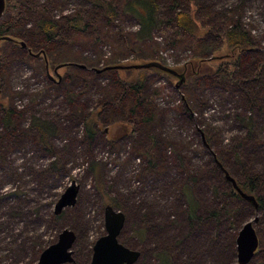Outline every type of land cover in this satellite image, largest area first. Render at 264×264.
<instances>
[{
  "label": "rangeland",
  "instance_id": "374dc122",
  "mask_svg": "<svg viewBox=\"0 0 264 264\" xmlns=\"http://www.w3.org/2000/svg\"><path fill=\"white\" fill-rule=\"evenodd\" d=\"M8 1L23 3L18 21L11 10L0 18L15 35L33 32L25 21L40 5L54 20L79 15L89 25L42 41L52 58L74 63L58 83L46 76L42 58L9 43L0 48V264H36L65 228L76 236L73 261L65 264H89L93 243L105 234L107 204L124 213L118 241L138 251L133 264H157L159 255L169 264H237V233L255 217L260 249L248 264H264V207L231 197L216 163L233 179L255 178L264 205V0H177L196 16L212 15L217 33L238 21L253 49L240 55L235 83L221 71L183 86L148 72L140 99L120 86L116 70L94 69L145 60L178 67L202 54L210 36L166 22L142 38L138 20L123 10L127 0H113V22L88 0ZM157 1L167 18L172 0ZM2 104L11 109L9 127ZM96 111L90 137L84 119ZM35 118L54 126L48 141L39 138ZM115 122L132 130L111 141ZM72 185L74 200L59 207Z\"/></svg>",
  "mask_w": 264,
  "mask_h": 264
},
{
  "label": "trees",
  "instance_id": "16d2710c",
  "mask_svg": "<svg viewBox=\"0 0 264 264\" xmlns=\"http://www.w3.org/2000/svg\"><path fill=\"white\" fill-rule=\"evenodd\" d=\"M88 3H90L93 7L100 9L106 21H114L117 14V6L113 0H88ZM22 5V2L17 3L7 0L6 9L3 15L11 10L16 15L15 20L18 21L17 16L18 13L21 12L20 7ZM40 6L41 7H31V14L25 21V23H27V21L33 23V32L29 30L25 32L24 35H15L10 31L11 28L14 27L13 24L0 23V36L11 35L12 37L19 39H22L21 36H24L27 38H25L24 40L26 48L20 47L14 40H0V48L4 43H9L12 45V47L14 46L23 51H26L27 54L31 56H33L31 52L43 53L42 59L45 74L52 82L58 83L60 82L64 74L72 68L74 63L70 62V60L68 59L56 58L59 57L58 54H53L54 57L52 58V54H49L47 52V49L43 47L44 45H41L42 41L49 42L55 40L62 31H66L70 34L75 32L82 33L85 31L86 27H88L89 24L88 21L84 20L83 16L79 17V15L75 17H61L57 20H54L46 14L45 6ZM160 8V3H158L157 0H127L123 5V10L138 20L141 28L138 34L142 38L150 35L156 25L159 27L160 24H164L167 22L172 26L174 25L178 29V31H182L183 33L190 35H195L198 38L199 32H202V35H204L203 37H205L206 35L210 36L209 43L207 44L204 51L209 52V54L204 56L203 52L200 55L192 56L188 58V60H186L184 63H182L181 66L172 68L176 72L182 73V79H178L175 75L164 70L157 69L155 67L146 69L132 68L116 70L114 68H108L113 65L104 64L103 66H101L100 71H97L96 69H94V71L101 74L116 70L118 73L120 86L124 89L133 90L138 99L142 97V88L148 72H154L156 74L162 75L172 82L173 80H176V82H178V84H181L182 86L185 85L188 80L197 79L207 75H216L220 71L225 73L230 82H237V79L232 76L234 75L233 72L235 70V66L240 62V55L245 51L251 50V48L253 49L249 42L248 34L242 28L241 23H239L238 21L231 22L224 28L220 29V31H218L217 33L216 28L212 25L213 17L210 14L207 15V13H204L203 15L196 16L188 9L180 8L177 0H172L168 16L167 18L163 19L160 16ZM34 34H36V36ZM61 54L63 55V53ZM36 57L40 58L39 56ZM145 61H140L138 63ZM47 64H49L53 69V76H50L51 73L49 71V68H47ZM128 64H137V62H127L120 65ZM55 69L57 70L55 71ZM1 80L2 78L0 77V84ZM2 107L6 111L2 122L6 127H9L13 124V121L10 117L11 109L8 106H5V104H2ZM91 114V117L88 116L84 119L86 131L88 132L90 137L96 132L95 124L99 122L98 112L96 111ZM32 125L36 128L39 134V138L42 141L44 140L45 142L49 140L51 134L54 131V126L52 124L46 121H41L37 118L33 119ZM251 126L252 125H250L249 127ZM130 130L132 129H129V125L125 122L112 123L107 130V138L112 141L113 139L118 138V135L129 132ZM216 163L219 169L230 174L219 158H217ZM90 169L95 175L97 184L99 185L100 179L97 167H95L94 164H91ZM224 179L229 183L225 176ZM234 180L244 193L254 196L257 205L255 207V205L251 201L241 197L240 194L237 193L236 190L232 187L231 183H229L228 189L230 190L229 195L231 197L244 201L245 203L256 209H262L264 207L261 197L255 193V178L247 175H242V178H234ZM190 210L192 215V213H194L195 206H191ZM259 249L260 248H258L257 252L259 251ZM158 257L159 260L157 264L170 263L168 257L161 255H159Z\"/></svg>",
  "mask_w": 264,
  "mask_h": 264
},
{
  "label": "water",
  "instance_id": "95a60500",
  "mask_svg": "<svg viewBox=\"0 0 264 264\" xmlns=\"http://www.w3.org/2000/svg\"><path fill=\"white\" fill-rule=\"evenodd\" d=\"M7 0H0V18L6 9ZM0 40H14L20 47H26L22 39H17L11 35L0 36ZM34 56H39L38 53ZM79 68H85L83 64H77ZM155 67L175 75L178 79H182V73L176 72L171 67H168L156 60L145 61L137 64L128 65H113L108 68L119 69H138ZM57 69H55L56 71ZM100 71V69H96ZM225 178L231 183L232 187L246 200L251 201L256 207V201L253 195L244 193L236 181L224 171ZM77 188L69 186L62 195L59 207L65 204L72 203L76 195ZM125 216L120 210L107 204L104 207V228L105 234L98 237L92 246V256L89 264H133L136 261L139 253L132 250L118 241V236L124 225ZM257 221L253 220L245 222L239 229L236 236V263L248 264L252 257L256 254L259 248V239L253 224ZM75 233L69 229H63L57 236V240L48 245L39 255L36 264H65L73 261L71 246L75 241Z\"/></svg>",
  "mask_w": 264,
  "mask_h": 264
},
{
  "label": "flooded vegetation",
  "instance_id": "af4514ba",
  "mask_svg": "<svg viewBox=\"0 0 264 264\" xmlns=\"http://www.w3.org/2000/svg\"><path fill=\"white\" fill-rule=\"evenodd\" d=\"M58 18H60V17H58ZM17 39H19V38H17ZM26 48V47H25ZM34 54H36V53H38V55H39V57L40 58H43L42 56H43V53H39V52H33ZM34 56V55H33ZM47 68H49V71H50V73H51V75L50 76H53V72H52V68L50 67V65L49 64H47Z\"/></svg>",
  "mask_w": 264,
  "mask_h": 264
},
{
  "label": "built area",
  "instance_id": "2783aa9c",
  "mask_svg": "<svg viewBox=\"0 0 264 264\" xmlns=\"http://www.w3.org/2000/svg\"><path fill=\"white\" fill-rule=\"evenodd\" d=\"M57 17H59V16H57Z\"/></svg>",
  "mask_w": 264,
  "mask_h": 264
}]
</instances>
